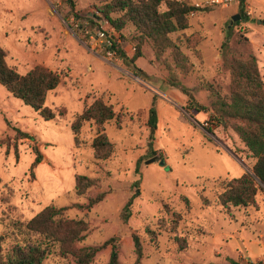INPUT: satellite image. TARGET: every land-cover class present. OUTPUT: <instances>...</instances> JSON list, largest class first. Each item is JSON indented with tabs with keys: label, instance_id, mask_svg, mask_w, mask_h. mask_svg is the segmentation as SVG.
Here are the masks:
<instances>
[{
	"label": "rangeland",
	"instance_id": "rangeland-1",
	"mask_svg": "<svg viewBox=\"0 0 264 264\" xmlns=\"http://www.w3.org/2000/svg\"><path fill=\"white\" fill-rule=\"evenodd\" d=\"M182 1L190 7L200 4L195 8L200 11L188 14L189 27L170 35L192 66L187 74L169 51L156 58L149 43L131 65L137 33L130 23L120 32L112 28L126 55L107 60L98 43L84 34L102 20L95 0H74L73 11L65 0H0V46L7 64L21 75L42 66L61 76L44 103L56 114L52 120H44L0 85V235L5 252L16 244L43 242L14 225L53 206L62 209L60 218L87 223L77 247L106 243L93 264H107L112 250L119 264H136L133 235L142 249L137 264H264V192L256 195L255 207L227 213L216 204L220 183L252 173L255 160L231 127L217 124L210 111L213 91L229 95L230 73L220 54L229 33L234 55L244 59L250 50L264 82V25L255 21L264 20V0H243L244 13L249 6L251 15L235 26L229 21L238 14L240 0L227 6ZM97 98L112 106L120 128L116 119L102 126L87 122L76 147L70 125ZM150 110L157 118L153 131L147 126ZM101 129L113 145L107 160H96L91 148ZM17 131L29 139L15 140ZM34 149L42 156L37 164ZM153 157L157 159L148 164ZM75 175L94 182L82 196L75 193ZM100 195V202L86 206ZM130 199L124 222L122 210ZM173 212L181 215L176 235L185 240V250L167 233ZM41 264L75 263L53 246Z\"/></svg>",
	"mask_w": 264,
	"mask_h": 264
},
{
	"label": "trees",
	"instance_id": "trees-1",
	"mask_svg": "<svg viewBox=\"0 0 264 264\" xmlns=\"http://www.w3.org/2000/svg\"><path fill=\"white\" fill-rule=\"evenodd\" d=\"M65 2L73 11L74 0H65ZM95 2L99 4L95 10L102 19L109 21L111 28L115 31L120 32L128 23L134 26L137 33L135 37L137 49L130 58L131 65L142 56L143 44L149 43L156 58H160L169 51L174 64L182 73L187 74L191 70L192 66L187 57L171 40L170 35L186 30L189 27L188 14L198 9L190 7L182 0H95ZM242 4L243 0H240V8L237 12L240 15V21L248 19ZM261 22L264 25V20ZM232 28L233 26L229 30ZM112 38L117 53L120 56L126 55L118 45L115 35ZM194 38L190 37V40ZM230 40L229 33L220 47L222 67L230 73L229 95L226 98L213 91L215 95L210 108L211 117L220 126L231 127L255 162L252 166V173L245 172L237 178L227 179L220 183L221 191L216 194V204L227 213L230 208L255 207L256 195L259 191L264 192V82L259 74L255 55L248 50L244 59L237 58L233 53ZM244 42L247 43V39H244ZM6 57V52L0 46V85L24 105L38 112L44 120L54 119L55 112L50 108H44V103L47 94L60 84V74L42 66H35L25 75H21L7 64ZM173 84L185 92L178 83ZM209 90L212 91V88L209 87ZM112 119H116V126L120 128V119L112 106L105 104L100 98L94 99L70 125L76 147L80 131L85 123L93 122L102 126ZM156 125L155 112L150 110L147 126L153 131ZM25 138L29 139L27 133L21 131L15 133V140ZM91 148L96 160H107L113 153V145L102 129L93 138ZM34 152L36 154L34 164L40 163L42 156L37 149H34ZM74 182L75 193L79 196L84 195L94 185L92 179L83 175H75ZM103 198L104 196L100 195L95 199H89L86 206L90 208ZM184 201L188 204L186 198ZM202 201L204 205H209L205 199ZM131 202V199L128 200L122 210L121 216L124 222L130 216ZM61 211L62 209L47 206L28 222L15 223V227L27 234L39 235L43 242L16 244L10 251L5 252L4 237L0 235V264H41L46 255L50 253V247L53 246L57 247L60 255L71 256L75 264H93L96 253L105 247L106 243L101 247H77L76 243L83 239L88 225L82 219L60 218ZM180 221L181 215L173 212L167 233L172 235L179 250H185L187 248L185 240L176 235ZM132 241L137 264L141 257V244L136 235L132 236ZM107 264H119L115 250L111 251ZM229 264L263 263L260 261L242 263L230 260Z\"/></svg>",
	"mask_w": 264,
	"mask_h": 264
},
{
	"label": "built area",
	"instance_id": "built-area-1",
	"mask_svg": "<svg viewBox=\"0 0 264 264\" xmlns=\"http://www.w3.org/2000/svg\"><path fill=\"white\" fill-rule=\"evenodd\" d=\"M207 0H205L206 2ZM232 0H208L207 3L210 5L214 4H223L224 6H227L229 3H231ZM194 8H197L200 6V4L196 3L194 4ZM248 9V11H247ZM245 15L249 17L251 15L250 7L245 6ZM84 34L91 40L96 41L98 43L97 47L99 51L102 52L104 57L111 61L116 60L119 56L117 51L114 49V40L112 36L115 35L114 30L111 28L109 21L106 19L97 20V25L93 27V29H87L85 28ZM135 51V50H134ZM206 125V124H204Z\"/></svg>",
	"mask_w": 264,
	"mask_h": 264
},
{
	"label": "water",
	"instance_id": "water-1",
	"mask_svg": "<svg viewBox=\"0 0 264 264\" xmlns=\"http://www.w3.org/2000/svg\"><path fill=\"white\" fill-rule=\"evenodd\" d=\"M239 20H240V15H238V14L233 15V16L231 17L230 21H229V26H231L233 22H237V21H239ZM259 23L261 24L262 22L259 21ZM156 159H157L156 157H153V158L150 159L147 163H148V164H149V163H152V162H154ZM159 166H160V167H164V162H163V161H160Z\"/></svg>",
	"mask_w": 264,
	"mask_h": 264
},
{
	"label": "crops",
	"instance_id": "crops-1",
	"mask_svg": "<svg viewBox=\"0 0 264 264\" xmlns=\"http://www.w3.org/2000/svg\"><path fill=\"white\" fill-rule=\"evenodd\" d=\"M234 1H235V0H232V2H234ZM229 5H230V4H229ZM255 21L257 22V24H260V23H259V20H255Z\"/></svg>",
	"mask_w": 264,
	"mask_h": 264
}]
</instances>
